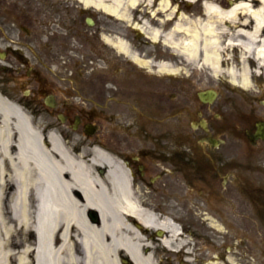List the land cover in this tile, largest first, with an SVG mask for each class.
Wrapping results in <instances>:
<instances>
[{
    "label": "flooded vegetation",
    "instance_id": "1",
    "mask_svg": "<svg viewBox=\"0 0 264 264\" xmlns=\"http://www.w3.org/2000/svg\"><path fill=\"white\" fill-rule=\"evenodd\" d=\"M10 12L21 13L25 23L11 22L6 16ZM75 12L67 0H0V61L9 62L0 65V74L10 76L5 82L31 88L20 103L35 109L38 117L53 118L42 129L45 136L54 133L71 143L72 151L97 148L116 155L142 209L158 224L128 218L140 255L155 264H252V210L264 224V191L255 188L253 196L251 180L236 174L231 161L244 156L246 148L264 153V110L256 117H212L204 104L216 98L205 103L197 93L199 105L184 99V144L175 148L168 121L156 125L157 81L147 78L169 79L170 73L160 70L161 65L173 67L169 56L141 50L127 40L142 61L137 62L103 40L123 39L122 33L104 30L98 35L88 29L96 27V20L85 18L86 37L96 35L102 44L101 52H95L90 40L76 37ZM151 42L157 44L145 38L146 44ZM80 48L87 52L82 56L86 61L76 67L80 78H69L73 72L67 64L82 53ZM166 106L159 101L161 109ZM84 216L99 223L94 209ZM165 221L175 227L174 235L161 226ZM76 234L69 231L73 246ZM119 258L130 264L123 253Z\"/></svg>",
    "mask_w": 264,
    "mask_h": 264
},
{
    "label": "bare ground",
    "instance_id": "2",
    "mask_svg": "<svg viewBox=\"0 0 264 264\" xmlns=\"http://www.w3.org/2000/svg\"><path fill=\"white\" fill-rule=\"evenodd\" d=\"M74 1L126 24L138 37L157 44L162 41L185 68L207 70L216 79L225 76L234 94H248L253 102L264 96L261 86V96L255 91L258 75H264V0ZM147 10L152 18L161 19L135 24L134 16ZM166 24L170 28L162 33L160 28ZM103 40L142 62L125 37L103 36ZM160 70L170 75L179 71L168 65ZM84 156L72 155L54 133L42 137L23 109L0 94V221L4 188L9 184L10 214L18 227L29 226L34 204L33 264H126L119 258L122 253L130 264H155L150 256L139 254V243L127 223L134 217L146 225H158L132 192L128 172L100 149L93 150L88 162ZM87 209L99 213L98 224L85 218ZM161 226L176 233L167 221ZM70 230L77 233L75 246L68 242ZM5 231L9 233L11 227ZM5 248L0 238V264H7L11 257ZM25 261L22 257L20 264Z\"/></svg>",
    "mask_w": 264,
    "mask_h": 264
},
{
    "label": "rangeland",
    "instance_id": "3",
    "mask_svg": "<svg viewBox=\"0 0 264 264\" xmlns=\"http://www.w3.org/2000/svg\"><path fill=\"white\" fill-rule=\"evenodd\" d=\"M67 4L71 5L72 8H75V19L74 22L76 24V30L74 33L76 37H82V39L87 38L92 42L90 49H93L95 52H101L100 47L102 44L99 42V38L95 36H89L85 33L86 23L85 18H92L96 20L95 28H88L89 31H96L98 35L104 30H114L122 33V36L125 37L131 44L135 45L136 48L143 49L146 51L150 50H161L162 53L166 54L169 58L168 62L172 63L173 68L178 69V74L176 75H168L169 79H163L164 77H152L151 75L147 76L149 79H155L157 81V93L155 95L157 105L155 108V120L157 127L159 126V120H167L170 124V127L173 131V146L175 148H180L182 144H184V99L188 101L190 104L199 105L197 100V93L206 91V90H214L217 93V97L214 102L210 105L204 104V110L207 113L206 115L212 116L215 113H219L221 115L227 116H246V117H256L260 116L261 111L264 110V107L261 105V102H264V96H262L260 102H253L249 100V95L238 96L230 90V84H228V79L225 76L221 77V79H216L211 75V73L207 70H202L198 67H184V63H180V57L177 55H173L169 50H167L164 45H162V41L158 44L154 43H145V36L137 37L136 34H133L129 28L124 23H115L112 19H108L103 15L97 13L94 10H85L84 7L74 1L67 0ZM12 6L13 3H12ZM143 8V7H142ZM184 8V5L182 6ZM141 10V9H139ZM147 14L143 11L140 15H135L133 22L137 24L139 22V26L143 25L144 22L149 19H155L158 21L160 18L157 16L151 17L152 13L150 10L146 11ZM4 14V13H3ZM7 19L13 22L16 25H22L25 23V19H23L21 13L10 12L7 13ZM133 23V24H134ZM170 24H166L162 30V33L166 32L170 27ZM154 26V25H151ZM140 30V29H139ZM141 32V30H140ZM19 35V30H15L13 36L16 38ZM97 42V43H96ZM135 49V48H134ZM82 53L75 55V58L72 59L71 62L67 64V67L71 70L72 75H69V78H80L76 73V67L80 62L86 61V58H82V56H86L87 52L84 53L85 50L79 49ZM29 58L31 55L28 54ZM9 63L7 60L1 62V64ZM183 64V65H182ZM17 65V64H16ZM34 65V62L31 63ZM18 66V65H17ZM55 69V68H54ZM54 69L52 68L53 72ZM158 74H164V72H159ZM161 76V75H160ZM10 76H7L4 73L0 74V92L3 96L7 97L11 102L15 103L19 107H21L29 118L32 126L36 128L41 134L42 129L46 124V121H53V118H49L46 116L38 117L36 115L35 109L34 112L30 111L29 108L24 107L20 103V99L22 98L25 91L30 90L31 88L23 85V84H11L6 83L5 81ZM166 78V77H165ZM160 79H162L160 81ZM258 83L255 84L256 92L259 96H261V89L264 88V75L259 74L257 77ZM241 95V94H240ZM235 98V99H234ZM231 99L230 101H228ZM234 99V101H233ZM237 99V101H236ZM165 101L167 106L164 109L159 107V101ZM236 105H240L239 108H236ZM221 106H224L223 108ZM221 107V108H219ZM256 107L259 108L260 112H255ZM35 108V107H34ZM165 118V119H164ZM47 138L44 134L42 137ZM65 148L75 157L84 156L83 160L88 162L93 157V150L89 148H82L80 151H72L73 145L71 143L62 142ZM76 147V145L74 144ZM217 152L214 150L213 152ZM74 152V153H73ZM110 155L116 158V155L112 152H109ZM244 156H237L236 159L231 162H236V174H241L243 176H248L253 185V196L257 195L255 192V188H260L264 191V153L261 150H250L245 149L241 151ZM247 154V156H245ZM118 160V159H117ZM248 164L249 168L246 166ZM9 172V170H7ZM4 197L2 201V213L1 221H0V238L6 244L5 250L9 249L11 252V257L8 259L7 264H20V259L25 258L24 264H33V249L35 247V236L33 233V225H34V204L32 203L30 206V224L27 227H18L12 220L10 214V200H11V190L9 188V184L4 188ZM11 231L6 233L5 229L10 228ZM239 237V235H238ZM252 247H253V260L252 264H264V224L257 218L255 209L252 210ZM24 253V250H27Z\"/></svg>",
    "mask_w": 264,
    "mask_h": 264
},
{
    "label": "water",
    "instance_id": "4",
    "mask_svg": "<svg viewBox=\"0 0 264 264\" xmlns=\"http://www.w3.org/2000/svg\"><path fill=\"white\" fill-rule=\"evenodd\" d=\"M216 94L213 91H207V92H200L198 93V97L202 102L210 103L214 100Z\"/></svg>",
    "mask_w": 264,
    "mask_h": 264
}]
</instances>
